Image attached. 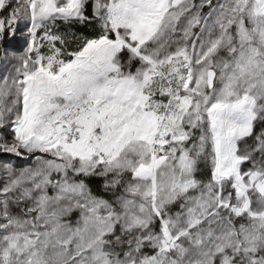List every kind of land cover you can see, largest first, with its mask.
I'll return each mask as SVG.
<instances>
[{
    "label": "snow or ice",
    "instance_id": "snow-or-ice-1",
    "mask_svg": "<svg viewBox=\"0 0 264 264\" xmlns=\"http://www.w3.org/2000/svg\"><path fill=\"white\" fill-rule=\"evenodd\" d=\"M0 264H264V0H0Z\"/></svg>",
    "mask_w": 264,
    "mask_h": 264
},
{
    "label": "trees",
    "instance_id": "trees-1",
    "mask_svg": "<svg viewBox=\"0 0 264 264\" xmlns=\"http://www.w3.org/2000/svg\"><path fill=\"white\" fill-rule=\"evenodd\" d=\"M9 159H10V158H9ZM13 163H16L17 166H26L27 163H31V161L22 162V161H19V160H16V161L13 160Z\"/></svg>",
    "mask_w": 264,
    "mask_h": 264
},
{
    "label": "rangeland",
    "instance_id": "rangeland-1",
    "mask_svg": "<svg viewBox=\"0 0 264 264\" xmlns=\"http://www.w3.org/2000/svg\"><path fill=\"white\" fill-rule=\"evenodd\" d=\"M10 159L13 161H16V160H18V159H16V158H14V157H10ZM19 161H22V160H19ZM22 162H24V161H22Z\"/></svg>",
    "mask_w": 264,
    "mask_h": 264
}]
</instances>
